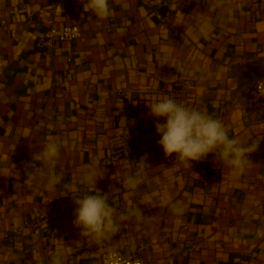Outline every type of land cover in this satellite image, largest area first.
I'll list each match as a JSON object with an SVG mask.
<instances>
[{
	"label": "crops",
	"instance_id": "crops-1",
	"mask_svg": "<svg viewBox=\"0 0 264 264\" xmlns=\"http://www.w3.org/2000/svg\"><path fill=\"white\" fill-rule=\"evenodd\" d=\"M85 2L0 0V264H49L57 251L98 264L101 246L74 225L75 199L97 190L120 225L104 246L143 264H264V114L249 99L264 73V0H109L103 20ZM68 24L79 39L46 44ZM164 98L259 142L244 174L215 153L166 156L165 121L148 106ZM50 139L64 173L51 189L37 156Z\"/></svg>",
	"mask_w": 264,
	"mask_h": 264
},
{
	"label": "clouds",
	"instance_id": "clouds-1",
	"mask_svg": "<svg viewBox=\"0 0 264 264\" xmlns=\"http://www.w3.org/2000/svg\"><path fill=\"white\" fill-rule=\"evenodd\" d=\"M85 7L101 20L107 19L112 14L109 0H86ZM256 91H260L261 96H264V83L259 84ZM148 106L150 115L163 118L165 121L155 125L156 132L160 135L157 143L166 156L176 154V160L190 163L203 159L209 153H215L216 157L229 166L233 175L240 176L251 163L247 156L258 148L259 142L249 144L229 136L222 121L202 110L186 107L174 99L164 98ZM60 155L61 145L55 139H50L37 153L42 162L52 166L47 177V186L50 189L63 179V171L58 173L54 167ZM34 179V175L27 176L25 183H31ZM85 180L96 183L95 172L89 171ZM124 183L125 187L134 189L139 184V180L135 176H129ZM97 192L98 194L95 195H85L75 199L74 225L81 229V235L90 237L101 246L103 264H126L116 249L104 246L105 241L119 232L120 225L115 210L108 203V195L98 190ZM173 212L177 215L182 214V206L174 205ZM64 255L63 252L57 251L52 254L49 264H64Z\"/></svg>",
	"mask_w": 264,
	"mask_h": 264
},
{
	"label": "built area",
	"instance_id": "built-area-1",
	"mask_svg": "<svg viewBox=\"0 0 264 264\" xmlns=\"http://www.w3.org/2000/svg\"><path fill=\"white\" fill-rule=\"evenodd\" d=\"M66 0H50L51 4H58L62 3ZM44 10H40L39 13H43ZM82 31L77 25L68 24L61 27H55L53 25L50 26L48 31L45 33V42L46 44H50L51 42H71L77 40L81 37ZM264 83V73L260 76V78L254 83L252 89L249 93V99L252 107L264 114V96H261L262 93L260 91H256V88L259 84ZM121 152L125 156L130 155L129 147L127 146L126 142L122 141L119 144ZM146 248V245L140 246L139 250ZM120 256L126 261V264H143L142 259L140 257H130L124 253L122 247L116 249ZM98 264H103V253L100 256V260Z\"/></svg>",
	"mask_w": 264,
	"mask_h": 264
}]
</instances>
